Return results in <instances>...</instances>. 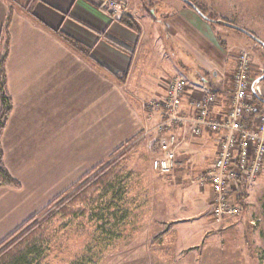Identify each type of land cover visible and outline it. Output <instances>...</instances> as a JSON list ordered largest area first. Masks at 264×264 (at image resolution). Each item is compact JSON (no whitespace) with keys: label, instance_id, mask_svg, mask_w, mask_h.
<instances>
[{"label":"crops","instance_id":"1","mask_svg":"<svg viewBox=\"0 0 264 264\" xmlns=\"http://www.w3.org/2000/svg\"><path fill=\"white\" fill-rule=\"evenodd\" d=\"M100 1L35 0L32 13L27 14L8 0H0V38L4 35L6 39L4 67L11 99L0 147L5 169L19 183V188L0 186V242L54 199L65 197L97 174L122 148L146 137L147 128V134L157 140L161 117L145 102L162 97L168 82L181 77L176 73L180 64L187 67L181 62L187 55L199 69L193 80L185 78L190 89L216 92L212 115L229 107L231 90L223 78L234 68L228 56L232 50L225 45L226 38L219 42L216 31L197 12L176 0L160 6L159 14L153 8L149 13L143 9L142 14L127 12L138 25L136 32L120 23L116 13L104 11ZM58 31L85 51L63 40ZM190 102V97L182 98L184 113H190ZM172 131L178 141L177 168L204 170L210 166L216 135L196 136L178 126H172ZM124 181L136 186L133 177ZM206 183L193 201L203 209L211 199ZM138 192L139 198L134 194L131 198H144ZM178 200L172 195L173 203ZM182 220H171L172 225L161 230L163 236L173 233L177 240L181 230L177 228L186 222ZM199 222L192 235H203L205 221ZM128 223L125 220L124 226ZM186 237V242L193 239L189 233ZM188 245L199 246L195 242Z\"/></svg>","mask_w":264,"mask_h":264},{"label":"rangeland","instance_id":"2","mask_svg":"<svg viewBox=\"0 0 264 264\" xmlns=\"http://www.w3.org/2000/svg\"><path fill=\"white\" fill-rule=\"evenodd\" d=\"M105 1L115 3L112 13L119 17L127 12L142 14V9L149 13V8L159 14L162 11L160 6L174 0ZM192 1L203 7L206 13L224 21V24L213 23L212 27L219 42L226 38L224 44L232 50L228 56L234 61V68L223 78L231 93V79L237 68L235 55L239 52L247 55L249 79L264 77V48L248 38L247 34L225 25L231 23L239 26L264 43V0ZM8 2L16 6L11 0ZM226 33L228 35L225 37ZM239 36L246 42L240 40ZM180 54L185 56L182 50ZM181 62L187 67L180 64V71L176 75L193 80L195 71L199 70L197 62L190 55ZM260 91L264 96V78L260 81ZM160 98L145 103L153 114L157 113L162 119L160 108L154 105ZM147 133L148 128L146 137L117 152L115 163L117 167L124 168L122 176L119 174L112 179L110 174H105L100 178L102 181L98 192L92 198L88 197L87 201L76 204L73 196L81 191L77 186L78 190L70 194L76 188L71 190L31 222V225L35 224L31 242L36 250L28 256L29 264H264V165L254 176L230 182L227 200L235 211L217 216L214 214L215 193L211 185V199L208 200L209 204L205 203L204 209L200 203L193 202L196 195L200 196V186L207 184L201 176L208 168L183 171L175 167L168 173L154 171L151 162L160 155V149L156 137ZM125 164L132 169L131 176ZM107 170L101 167L100 176ZM126 172L128 175L125 177L136 179V186L130 187L131 182L129 185L124 181ZM93 179L96 180L95 177ZM242 180L245 183L242 184ZM188 189L191 190L190 196H187ZM139 190L144 198L132 199L133 194L140 197L137 194ZM172 195L179 200L173 203ZM68 210L75 211V214L65 215ZM125 211L126 217L118 218ZM206 215L210 220L205 218ZM199 219L205 221L203 235L198 232L192 235L194 227L200 224ZM125 220L129 222L127 227L124 226ZM171 220L186 221L177 228L181 229L177 240L174 239L175 234H166L168 236L165 237L161 232L172 225ZM187 233L193 239L189 238L190 241L186 242L183 238H187ZM191 242L199 246L186 248Z\"/></svg>","mask_w":264,"mask_h":264},{"label":"built area","instance_id":"3","mask_svg":"<svg viewBox=\"0 0 264 264\" xmlns=\"http://www.w3.org/2000/svg\"><path fill=\"white\" fill-rule=\"evenodd\" d=\"M100 7L111 13L115 3L101 0ZM235 60L237 68L231 79L229 107L221 114L212 115L210 111L217 98L213 89H190L182 77L171 79L164 95L154 103L162 112V119L156 126L160 155L151 162L154 171L168 173L177 166L178 141L172 126L189 129L196 136L205 132L217 136L214 159L201 176L215 193L214 214L217 216L235 211L227 200L230 182L250 178L264 165V111L251 99L253 94L261 95V78L249 79L246 54L239 52ZM184 96L191 99L189 114L181 110Z\"/></svg>","mask_w":264,"mask_h":264},{"label":"trees","instance_id":"4","mask_svg":"<svg viewBox=\"0 0 264 264\" xmlns=\"http://www.w3.org/2000/svg\"><path fill=\"white\" fill-rule=\"evenodd\" d=\"M191 1L195 9L191 6L187 5V7L193 9L195 12H197L204 20H206L211 26L213 23H222L224 24L222 19H219L218 17H215L214 15L210 13H206V10L203 9V7L199 6L198 4ZM11 2H14V4L21 8L25 13L31 14L32 8L35 0H11ZM118 21L122 23L124 26L139 32V28L137 23L131 18L130 15H121L118 17ZM243 29V28H242ZM245 30V29H244ZM58 36H60L63 40L69 42L71 45H73L75 48L79 49L80 51H85V49L76 41H74L72 38L68 37L65 34H62L60 31L57 32ZM249 32L247 31V35ZM251 34V33H250ZM113 46L124 50L122 47L118 46L114 42L109 41ZM7 57V49H6V39L3 35V37L0 38V135L1 132L6 124L8 115L11 110V99L6 91V75H5V61ZM120 79L123 78V76H119ZM262 79L264 77H261ZM252 102L262 111H264V96L263 95H256L253 94L251 96ZM116 158L109 164L105 165L103 168H108L106 173L101 174L100 171L97 172L93 177L86 179L82 184H80L77 188L81 189V191L76 193V197L73 196L74 203L87 201L88 197H93L98 192V189L101 187V181L100 178L105 177V174H110V177L112 179L116 178L121 175L124 168L121 166L117 167V164L115 163ZM126 175H128V172L124 175V178ZM122 176V175H121ZM96 178L94 180L93 178ZM86 178V177H85ZM123 178V179H124ZM104 179V178H103ZM111 183V182H109ZM10 186L13 188H19V183L10 176V174L7 172L3 165L2 161V151L0 147V186ZM107 185V184H106ZM83 186V187H82ZM104 186V185H103ZM82 187V188H81ZM76 188V187H75ZM73 190L70 194H72L74 191L78 189ZM108 188V187H107ZM78 196V197H77ZM61 200V197H57L54 199L45 209H43L40 213L35 215L34 217L28 219L21 227H19L14 233H12L9 237H7L1 244H0V264H29L28 256L31 254L32 251H35L36 248L33 245V239L31 238L33 236V227L35 224L31 225V222L35 220V218L43 213L45 210L50 208L54 203H57ZM81 211L83 209L81 208ZM75 214V211L72 212L70 210L65 211V215ZM30 225V226H29ZM17 235L16 237H14ZM14 237V238H13ZM13 238V239H12ZM31 238V239H30ZM18 239H21L19 242ZM32 241V242H31ZM4 247H3V246Z\"/></svg>","mask_w":264,"mask_h":264},{"label":"water","instance_id":"5","mask_svg":"<svg viewBox=\"0 0 264 264\" xmlns=\"http://www.w3.org/2000/svg\"><path fill=\"white\" fill-rule=\"evenodd\" d=\"M181 1H183L185 4L191 6L192 8L195 9V6H194V4H193L191 1H189V0H181ZM225 25H226V26H229V27H231V28H233V29L239 30V31H241V32H243V33H245V34H247V31L244 30V29H242V28L239 27V26H236V25L231 24V23H225ZM248 36H249L250 38H252L253 40H255L256 42H258V43L264 48V43H263L261 40H259L257 37H255L253 34H250V33L248 34Z\"/></svg>","mask_w":264,"mask_h":264}]
</instances>
